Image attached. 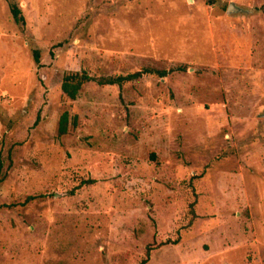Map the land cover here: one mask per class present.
<instances>
[{
    "label": "rangeland",
    "instance_id": "1",
    "mask_svg": "<svg viewBox=\"0 0 264 264\" xmlns=\"http://www.w3.org/2000/svg\"><path fill=\"white\" fill-rule=\"evenodd\" d=\"M1 177L0 264H264V0H0Z\"/></svg>",
    "mask_w": 264,
    "mask_h": 264
},
{
    "label": "trees",
    "instance_id": "2",
    "mask_svg": "<svg viewBox=\"0 0 264 264\" xmlns=\"http://www.w3.org/2000/svg\"><path fill=\"white\" fill-rule=\"evenodd\" d=\"M11 15L13 17V20L16 23L22 24L24 22V18L21 14V11L18 6L15 4H11L10 6ZM33 58L35 63H39V56L38 51H33ZM181 69V68H178ZM170 71L172 70H158V69H152V68H143L141 70L135 71L133 73H129L125 76H116V77H104V78H94L87 74L84 71L80 72H67L62 77L61 82V90L63 93L70 99H75L82 88V86L89 82V81H96L100 85H118L121 86L125 82L133 81L136 79H139L145 75H157L159 77H165ZM75 125V120L73 122V126ZM69 129V115L67 112H64L58 123V135L62 136L68 133ZM4 180V177L0 178V184ZM29 199V198H28ZM27 199V200H28ZM26 200V201H27ZM151 248H147L144 258L140 260L138 264H147L149 262V255H150Z\"/></svg>",
    "mask_w": 264,
    "mask_h": 264
},
{
    "label": "water",
    "instance_id": "3",
    "mask_svg": "<svg viewBox=\"0 0 264 264\" xmlns=\"http://www.w3.org/2000/svg\"><path fill=\"white\" fill-rule=\"evenodd\" d=\"M239 11H240V8H238L234 3H230L227 8L228 13H234V12H239Z\"/></svg>",
    "mask_w": 264,
    "mask_h": 264
}]
</instances>
